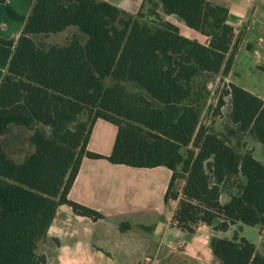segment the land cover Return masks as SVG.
<instances>
[{"label":"trees","instance_id":"obj_1","mask_svg":"<svg viewBox=\"0 0 264 264\" xmlns=\"http://www.w3.org/2000/svg\"><path fill=\"white\" fill-rule=\"evenodd\" d=\"M154 1L210 43L182 35L155 9L158 23L143 22ZM228 20L229 9L210 0H144L137 15L98 0H36L17 42L0 40L14 47L0 84V264H47L38 249L60 205L104 218L69 197L85 158L171 170L165 200L179 201L174 223L189 237L201 225L264 228V163L241 141L264 146V101L229 83L218 104L231 98L225 130L201 124L206 83L229 73L238 49ZM71 28L65 44L38 41ZM100 119L118 127L108 157L88 149ZM12 126L31 133L34 151L21 162L2 139ZM211 244L221 264H264V251L238 232Z\"/></svg>","mask_w":264,"mask_h":264},{"label":"crops","instance_id":"obj_2","mask_svg":"<svg viewBox=\"0 0 264 264\" xmlns=\"http://www.w3.org/2000/svg\"><path fill=\"white\" fill-rule=\"evenodd\" d=\"M98 1L108 2L132 15L139 13L144 2ZM210 1L229 9L228 21L234 26L239 43L229 73L222 76L230 84L240 86L232 79L237 52L252 31L264 46V0ZM35 2L7 0L0 3V40L17 42ZM166 19L179 26L182 35L204 45L210 43L209 36L189 28L178 17L166 16ZM238 27L243 30L240 36ZM247 48L255 49L251 43L247 44ZM13 51L14 47L0 42V84L7 73ZM263 58L257 69L264 73ZM240 87L264 101L263 91ZM117 135L115 124L100 119L93 128L88 149L108 157L113 152ZM171 177L172 171L165 167L133 168L112 164L106 159L85 158L69 197L99 211L104 218L94 221L77 215L69 205H60L38 253L46 257L47 264H221L213 253L211 243L215 237L231 239L228 236L231 230L247 238L263 252L264 228L260 226L253 227L259 230L257 240L246 236L250 226L242 223L232 226L227 232H217L201 225L189 237L174 223L178 200H170L172 208L166 213L168 205L165 196ZM183 184L184 181L181 186ZM181 189L178 191L181 192ZM228 200L222 197L223 203ZM123 223L127 225L125 230L121 229Z\"/></svg>","mask_w":264,"mask_h":264},{"label":"rangeland","instance_id":"obj_3","mask_svg":"<svg viewBox=\"0 0 264 264\" xmlns=\"http://www.w3.org/2000/svg\"><path fill=\"white\" fill-rule=\"evenodd\" d=\"M158 10L162 18L166 16L163 13L162 8L156 1L148 2L143 9L145 18L143 22H149L152 25L158 23L155 15L151 13L153 10ZM238 35L243 33L242 28H237ZM77 33L76 28H71L63 33L51 35L48 37H38L39 42H43L46 45L53 44H65L72 36ZM251 43L255 49L250 50L247 48V44ZM264 56V46L259 42V37L254 31L248 34L247 40L237 52L233 68V82L240 86H247L251 90H259L264 92V73L257 69V64ZM264 59V58H263ZM224 73V72H223ZM221 73L219 76H215L207 81L206 93H207V104L205 105L202 113L201 124L214 127L217 131H224L226 126L229 124V114L231 111V98L225 97V105L222 108L218 107L219 99L223 95L224 91L228 89L230 82L226 81ZM199 81L204 82V79ZM82 120H87L88 116L84 115ZM31 133L24 128L12 126V130L6 136H3V142L5 143L8 154L18 162L24 160V158L33 152L34 148L30 145L29 136ZM242 144L247 143V149H253L256 159L264 163V146L259 144L255 139L249 135L242 137ZM180 181L177 189H180ZM227 196H224V200ZM166 213L172 208L171 202L168 201ZM166 218V217H165ZM235 235L234 230L228 233V236L233 238ZM246 236L251 240H257L259 237V230L253 227H249ZM264 251V246L262 248Z\"/></svg>","mask_w":264,"mask_h":264}]
</instances>
